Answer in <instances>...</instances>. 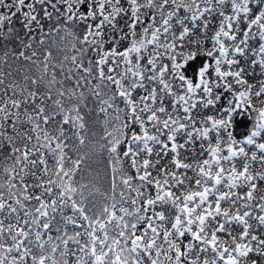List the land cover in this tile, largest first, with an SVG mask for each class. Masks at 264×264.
Returning <instances> with one entry per match:
<instances>
[{
  "label": "snow or ice",
  "instance_id": "obj_1",
  "mask_svg": "<svg viewBox=\"0 0 264 264\" xmlns=\"http://www.w3.org/2000/svg\"><path fill=\"white\" fill-rule=\"evenodd\" d=\"M0 264H264V0H0Z\"/></svg>",
  "mask_w": 264,
  "mask_h": 264
}]
</instances>
